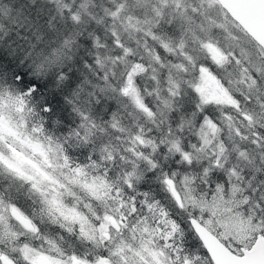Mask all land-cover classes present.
<instances>
[{
	"label": "snow or ice",
	"instance_id": "snow-or-ice-1",
	"mask_svg": "<svg viewBox=\"0 0 264 264\" xmlns=\"http://www.w3.org/2000/svg\"><path fill=\"white\" fill-rule=\"evenodd\" d=\"M88 6V0H50L45 6L49 63L67 59L73 52L89 66L94 60H112L108 51L112 39L105 43L90 31L85 39L80 28L82 12L89 14ZM104 12L112 18L118 47L117 22L148 31L155 42L159 64L153 69V79L161 85L156 89L160 96L157 108L149 111L143 107L135 87L140 81L133 80L135 69L125 72L127 82L122 88L152 118L154 126L148 129L151 152L145 149L138 155L122 156L126 166L119 177L107 171L104 177L94 176L89 182L87 170L72 165L73 153L63 143L50 136L41 143L20 128L26 122V111L28 117L38 112L41 118L60 113L59 131L66 133L69 142L87 145L84 155L91 150L90 160L95 161L109 149L99 133V107L92 111L77 105L69 115L58 91L52 90L53 77H37L27 62L8 61L5 65L0 58V264H264V216L257 224L251 211H241L251 203L245 193L252 181L247 180L246 188L247 178L239 161L232 162L233 154L222 156L215 147L209 151L181 135L188 123V109L176 102L191 88L200 94L201 103L218 99L217 82L204 65H220L226 59L216 36L220 31L226 39L237 41L233 46L249 57L254 71L242 82L259 96L255 77L264 74V0H133L131 7L127 0H112ZM0 14L7 15L8 9L0 8ZM233 29L254 46L251 53L240 45ZM81 45L86 46L87 55ZM115 55L118 60L120 54ZM198 62L201 78L197 84L184 74ZM80 63L77 59L76 64ZM165 74L167 92L162 91ZM64 78L61 72L59 79ZM13 112L19 115L15 122ZM109 114L113 121L119 119L111 105L104 121ZM52 126L51 119L47 123L41 119L39 124L33 123L32 133L43 134ZM137 127L143 131L141 125ZM240 147L234 145L233 153L247 155ZM128 151L135 153L136 149ZM224 151L221 145L220 152ZM73 184H80L101 201L103 216L91 204L88 214L81 211ZM69 192L71 199H65ZM114 201L118 202L115 207ZM61 230H78L82 242L75 246L64 243L62 236H56ZM187 240L192 244H186Z\"/></svg>",
	"mask_w": 264,
	"mask_h": 264
},
{
	"label": "clouds",
	"instance_id": "clouds-1",
	"mask_svg": "<svg viewBox=\"0 0 264 264\" xmlns=\"http://www.w3.org/2000/svg\"><path fill=\"white\" fill-rule=\"evenodd\" d=\"M127 2L130 7L133 5V0ZM48 3L50 0H0V8L8 9L7 15L0 14V58H3L5 65L8 61L27 62V66L33 69V74L37 77H53L52 90L58 91L60 99L64 101L62 107L67 108L69 115L77 105L92 111H96L99 107V133L109 145V149L106 153L100 154L97 160H90V156L93 155L91 150L88 151L87 156L84 155L87 145L75 141L69 142L66 133L59 131L62 123L60 113H55L51 118H41L38 112L28 117L26 111L24 115L27 119L22 123L20 131L25 135L35 136L41 143H45V137L48 136L52 137L54 142L58 140L63 143L66 150L73 153L72 165L79 164L87 170L89 182L94 176L104 177L107 171L119 177L126 166L125 161L121 159L122 156L138 155L145 149L151 152L152 144L149 143L148 129L152 125V118L133 104L131 99L122 93V88L127 82L125 72L135 69L132 74L133 80L140 81L135 87L143 107L148 108L149 111L157 108L160 96L156 94V89L161 85L153 79V69L158 68L159 64L154 50L155 42L148 31H137L135 27H124L117 22L116 31L120 43L118 47L116 37L112 34V18L104 12V9L111 5L112 0H88L89 14L85 15L82 12L80 28L85 32V39L88 38L89 31L98 33L105 43L108 39H112L113 43L108 46V51L113 54L112 60L105 59L100 62L94 60L89 66L81 56L73 52L67 54V59L58 58L55 62L49 63L47 53L50 39L44 19L47 15L45 6ZM73 7H78V3H74ZM124 23L127 25L126 20ZM233 34L240 37V45L247 47L251 53L254 46L246 43L247 38L243 33L233 29ZM216 36L224 48L226 59L220 65L204 66L217 82L218 99L201 103L200 94L195 92L194 88L185 89L186 94L176 101L188 109L186 112L188 123L185 124L181 135L185 139L191 138L190 143L200 144L209 151L215 147L222 156L233 154L232 162L239 161L241 172L247 178L244 182L245 187H248L247 180L252 181L251 189L245 193L251 203L248 208L242 206L241 211L246 213L251 211L256 223L259 224L260 217L264 216V200H261V195H264V158H262L264 157V107H261V103H264V74L257 73L255 77L260 89L258 96L255 90H250L247 84L242 82L245 75H251L254 71L249 64V57L241 55L240 47L233 46L237 41L226 39L223 31L217 32ZM80 49L84 55L88 54L85 45H81ZM115 53L120 54L118 60ZM77 59L81 60L79 65L76 64ZM252 59L254 61L256 59L254 54ZM200 66V62L195 68L189 66L187 73L184 74L185 78L198 84L201 78ZM244 69H249V72L244 73ZM61 72L64 74V79H59ZM72 72L77 75L72 76ZM114 72L115 76H113ZM78 77L81 78L79 81ZM105 77L110 79L106 80ZM166 81L165 74L163 92H167ZM109 105L114 111L119 112L118 120L113 121L111 114L107 121L103 120ZM12 118L15 122L19 120V115L13 112ZM41 119L44 123L51 119L53 126L45 128L43 134H33V123L39 124ZM137 125H141L143 131ZM172 135H176V129L172 130ZM221 145L224 146V152H220ZM234 145H240V151L246 152L247 155L233 153ZM130 147L135 148L136 152L129 153ZM62 162V159L57 161V163ZM90 163L95 167H88ZM64 173L69 174L67 169H64ZM108 182L111 183L112 178H109ZM71 187L79 197L83 213H89L87 205L91 204L103 216L101 201L96 200L80 184H73ZM120 188L122 190V184ZM71 195V192L67 193L65 199H71ZM123 195L126 197L127 193ZM117 203L114 201L113 207L117 206ZM257 204L260 206L257 207ZM56 236L58 239L62 236L64 243L73 246L82 242L78 230L76 232L61 230ZM177 242H180L179 237ZM185 243L190 245L192 240H187Z\"/></svg>",
	"mask_w": 264,
	"mask_h": 264
}]
</instances>
